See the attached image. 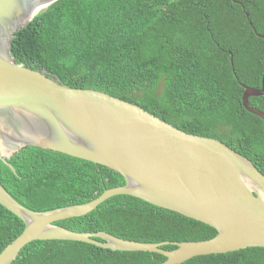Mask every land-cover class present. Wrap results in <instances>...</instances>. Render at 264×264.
Here are the masks:
<instances>
[{
    "label": "trees",
    "instance_id": "obj_1",
    "mask_svg": "<svg viewBox=\"0 0 264 264\" xmlns=\"http://www.w3.org/2000/svg\"><path fill=\"white\" fill-rule=\"evenodd\" d=\"M259 33L264 0H58L16 33L11 51L17 62L47 69L69 86L107 92L189 133L218 138L264 173V120L243 105V85H263ZM250 104L264 110V95L250 97ZM12 164L16 171L2 162L3 185L38 211L89 202L125 183L108 166L40 147L22 150ZM57 223L149 242L205 240L218 233L128 194ZM24 229V221L0 203V252ZM166 258L83 241L34 240L11 264H161ZM181 264H264V247Z\"/></svg>",
    "mask_w": 264,
    "mask_h": 264
},
{
    "label": "water",
    "instance_id": "obj_2",
    "mask_svg": "<svg viewBox=\"0 0 264 264\" xmlns=\"http://www.w3.org/2000/svg\"><path fill=\"white\" fill-rule=\"evenodd\" d=\"M56 1L0 0V203L25 223L0 252V264H11L34 240L156 252L167 257L161 264L264 247V173L251 159L218 138L189 133L129 100L69 86L47 69L17 62L11 51L16 33ZM243 86L244 107L264 120V110L250 104V97L264 95V74L261 88ZM31 146L103 164L121 173L125 183L89 202L33 210L1 181L2 162L16 171L12 159ZM120 194L205 222L218 233L205 240L149 242L57 223L84 216ZM169 244L176 248L165 249Z\"/></svg>",
    "mask_w": 264,
    "mask_h": 264
},
{
    "label": "bare ground",
    "instance_id": "obj_3",
    "mask_svg": "<svg viewBox=\"0 0 264 264\" xmlns=\"http://www.w3.org/2000/svg\"><path fill=\"white\" fill-rule=\"evenodd\" d=\"M169 61V60H168ZM189 64V63H188ZM182 72V71H181ZM245 83V82H244ZM247 83V82H246ZM254 86V85H253ZM242 87V86H241ZM242 91V90H241ZM241 99V98H240ZM185 101V100H184ZM189 102V101H188ZM192 102H193V100H192ZM181 113H184L183 111L181 112ZM187 114V113H186ZM184 115H185V113H184ZM180 116V115H179ZM189 116V115H188ZM181 118H182V116H180Z\"/></svg>",
    "mask_w": 264,
    "mask_h": 264
}]
</instances>
